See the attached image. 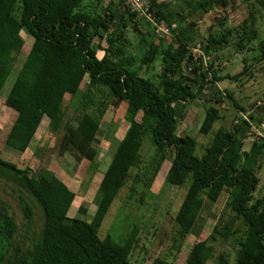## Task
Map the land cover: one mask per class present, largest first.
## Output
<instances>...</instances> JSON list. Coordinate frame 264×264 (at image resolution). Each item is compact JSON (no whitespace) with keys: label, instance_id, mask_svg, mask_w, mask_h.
<instances>
[{"label":"trees","instance_id":"1","mask_svg":"<svg viewBox=\"0 0 264 264\" xmlns=\"http://www.w3.org/2000/svg\"><path fill=\"white\" fill-rule=\"evenodd\" d=\"M103 1L0 0V91L23 46L21 30L33 39L6 96V105L16 113L6 144L24 152L46 116L51 132L61 134L60 130L66 128L65 142L88 159L91 168L96 164V150L91 144L110 97L125 102L128 122L103 171L90 221L68 216L74 194L53 171L45 170L35 180L26 169L3 159L0 152V179L25 191L41 212V224L30 242L15 243L16 222L0 199V264H130L137 227L121 244L100 238L98 228L124 185L145 138L158 150L159 160L171 151L173 168L183 174L181 185L185 193L172 215L173 239L179 242L174 246L181 247L187 239L204 199L215 202L225 188L228 190L220 222L207 238L190 247L183 264H208L212 259L216 264H229L223 254H214L215 245L231 237L235 239L232 264H264V190L255 195L264 140H255L244 150L239 125L224 126V114L215 105L206 109L199 127L203 144L198 145L189 134L177 133L175 104L204 97L203 87L210 73L215 93L217 80H238L248 71L246 58L240 72L222 77L214 74L211 63L203 72L201 65L191 62L195 77H180L178 81L174 75L192 61L189 47L180 40L164 43L159 38L157 43L150 42L136 64L134 56L125 54V47L128 23L139 13L129 10L123 0H109L106 5ZM149 1L153 10L155 0ZM243 1L251 10L235 28L240 48H245L243 40L249 43L259 35L254 27V11L264 9V0ZM214 3L220 5L225 0ZM153 13L154 17L161 16ZM220 26L217 31L208 32L201 45L205 53L217 56L227 43L231 29ZM97 49L103 51L101 57ZM252 59L255 63L264 61V39ZM85 76L88 81L81 90ZM196 76L200 77L199 84ZM192 82L198 85L196 92L191 91ZM66 93L88 103L96 113L82 112L75 126L63 125L65 109L69 107L63 108ZM22 211L26 219H31L27 202H23ZM151 264L172 263L158 256Z\"/></svg>","mask_w":264,"mask_h":264},{"label":"rangeland","instance_id":"2","mask_svg":"<svg viewBox=\"0 0 264 264\" xmlns=\"http://www.w3.org/2000/svg\"><path fill=\"white\" fill-rule=\"evenodd\" d=\"M109 0H104L106 5ZM251 6L243 0H225L217 5L214 0H155L152 12H159L160 17H154L157 23L165 25L167 31L161 36L151 24L142 16L135 15L128 23L125 54L134 56L136 64L147 51L150 42L164 43L170 39L178 43H185L192 53V61L185 63L174 78H194L191 68L200 66L205 72L211 63L216 76L234 75L243 68V59L249 64L248 71L238 80H217L216 89L210 83L213 74L207 75L208 82L204 83L205 96L181 101L175 104L178 118L177 133L193 136L198 145L205 142L199 127L206 109L217 106L224 114L223 125L232 128L238 124L239 136L243 139V149L247 150L253 141L264 140L261 136L264 128V61L255 63L252 59L260 42L264 39V9H255L254 27L258 36L240 48L238 35L235 31L247 17ZM154 15V13H153ZM225 18L224 21L221 20ZM222 27L231 29L227 43L217 53H205L202 43L209 31H217ZM161 26V25H160ZM134 30V32H133ZM23 46L16 54L14 66L4 80L0 91V152L3 159L15 163L26 169L30 176L38 180L45 170H51L60 178L74 194L68 210V216L78 217L90 221L95 210L97 188L103 171L128 126L125 120V102L115 97L108 100V108L100 121L96 138L91 147L96 150V164L90 168V162L82 154L69 146L63 137L66 128L60 133H53L48 128V118L43 117L38 129L27 149L20 153L12 149L5 142L10 124L16 116L15 111L6 105V96L12 86L18 68L24 55L31 45L32 37L21 30ZM161 36V37H160ZM105 46L104 42H101ZM94 46H97L95 41ZM124 48V47H123ZM103 51L97 49L98 57ZM124 54V55H125ZM126 56V55H125ZM193 62V64L191 63ZM134 63V64H135ZM143 68L142 71H144ZM198 71V70H197ZM198 71V73L200 72ZM198 84L200 77L196 76ZM87 76L81 83V90L86 88ZM192 92L197 91L198 85L189 83ZM195 85V86H194ZM230 95L231 97H229ZM216 100V101H215ZM237 103L238 106H236ZM66 115L63 125L75 126L82 112L94 115L95 109L88 103L79 102L77 97L69 93L64 95ZM66 127V126H65ZM172 153L166 151L164 158L159 160V154L151 141L145 138L142 142L137 158L131 168L124 185L112 202L100 227L98 236L110 239L113 243L121 244L129 231L136 226L138 229L136 247L130 256V264H151L156 257H164L172 264H183L190 247L197 241L209 236L213 227L220 222L221 213L225 208L228 190L215 202L204 199L194 227L181 247L174 246V228L172 215L179 207L185 188L181 185L183 174L172 166ZM258 187L255 195H259L263 188L264 159L256 170ZM0 199L7 206V213L16 222L17 229L13 235L15 243H28L37 233L41 224V212L25 191H21L12 183L0 179ZM23 202H27L32 210L31 219H26L22 211ZM234 238L215 245V256L219 253L226 257L229 264L233 263ZM208 264H216L210 260Z\"/></svg>","mask_w":264,"mask_h":264},{"label":"built area","instance_id":"3","mask_svg":"<svg viewBox=\"0 0 264 264\" xmlns=\"http://www.w3.org/2000/svg\"><path fill=\"white\" fill-rule=\"evenodd\" d=\"M123 1L129 10L139 13V15L144 17L154 27V29L157 27L156 31H160L161 36L164 33H166L167 29L165 25L162 23L158 24L157 21L155 20L151 9V3L149 0H123ZM261 136L264 138V128L262 129Z\"/></svg>","mask_w":264,"mask_h":264}]
</instances>
